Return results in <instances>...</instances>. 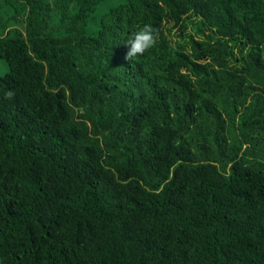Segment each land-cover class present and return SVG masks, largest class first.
I'll list each match as a JSON object with an SVG mask.
<instances>
[{
	"label": "trees",
	"instance_id": "16d2710c",
	"mask_svg": "<svg viewBox=\"0 0 264 264\" xmlns=\"http://www.w3.org/2000/svg\"><path fill=\"white\" fill-rule=\"evenodd\" d=\"M0 0V264H264V0Z\"/></svg>",
	"mask_w": 264,
	"mask_h": 264
},
{
	"label": "rangeland",
	"instance_id": "374dc122",
	"mask_svg": "<svg viewBox=\"0 0 264 264\" xmlns=\"http://www.w3.org/2000/svg\"><path fill=\"white\" fill-rule=\"evenodd\" d=\"M115 3H116V0H108V2H105V4H103V6L101 7V9H99V11H102V10L107 11L109 9V6ZM6 71H7V66L5 62L2 59H0V75H2Z\"/></svg>",
	"mask_w": 264,
	"mask_h": 264
}]
</instances>
